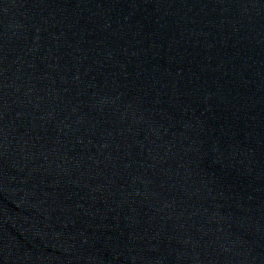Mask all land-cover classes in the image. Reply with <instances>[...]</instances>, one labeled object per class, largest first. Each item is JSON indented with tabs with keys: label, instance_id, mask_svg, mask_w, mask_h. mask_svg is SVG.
<instances>
[{
	"label": "water",
	"instance_id": "obj_1",
	"mask_svg": "<svg viewBox=\"0 0 264 264\" xmlns=\"http://www.w3.org/2000/svg\"><path fill=\"white\" fill-rule=\"evenodd\" d=\"M0 264H264V0H0Z\"/></svg>",
	"mask_w": 264,
	"mask_h": 264
}]
</instances>
